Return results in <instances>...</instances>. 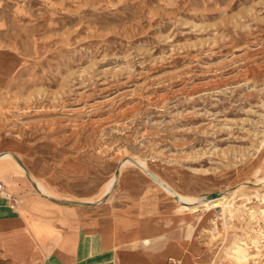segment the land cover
<instances>
[{
  "label": "rangeland",
  "instance_id": "rangeland-1",
  "mask_svg": "<svg viewBox=\"0 0 264 264\" xmlns=\"http://www.w3.org/2000/svg\"><path fill=\"white\" fill-rule=\"evenodd\" d=\"M263 139L264 0H0V152L55 195L0 161L5 264L62 248L38 212L77 225L87 205L54 199L99 198L125 157L88 211L141 213L162 234L133 242L166 247L126 264H264ZM147 171L224 204L179 211Z\"/></svg>",
  "mask_w": 264,
  "mask_h": 264
},
{
  "label": "crops",
  "instance_id": "crops-1",
  "mask_svg": "<svg viewBox=\"0 0 264 264\" xmlns=\"http://www.w3.org/2000/svg\"><path fill=\"white\" fill-rule=\"evenodd\" d=\"M88 207L90 205L84 207L87 208L85 212L79 213L80 223L77 225L68 222L55 224L50 220V222L46 221L38 212L44 222L54 227L62 226L65 237L62 248L53 247L54 241L47 239L44 245L50 250L45 251L44 257L34 264H126L133 259L134 252L139 251L140 254H144V251L162 252L166 249V247L152 249V241L147 246L142 245L141 242H133L131 237L135 235L152 237L162 234L160 227H146L141 213L139 217H133L128 210L111 209L89 212ZM18 217H0V220H14ZM133 220H140L141 223L136 225ZM120 237L124 240H119ZM7 261L8 257L3 256L0 247V264H5Z\"/></svg>",
  "mask_w": 264,
  "mask_h": 264
},
{
  "label": "bare ground",
  "instance_id": "bare-ground-1",
  "mask_svg": "<svg viewBox=\"0 0 264 264\" xmlns=\"http://www.w3.org/2000/svg\"><path fill=\"white\" fill-rule=\"evenodd\" d=\"M264 140V139H263ZM15 153L11 152V151H2L0 152V161L4 162V163H10L12 166H14L15 168H17L18 170H20L21 172L25 173L26 175L29 176L30 181L32 182V187L33 190L40 196L43 198H55V195L49 191L39 180H37V178L35 177V175L31 174V171L29 169V167L27 166V163L21 158L19 157L25 164L26 168L23 167L16 159L15 157ZM129 162V158L125 157L123 160H120L118 162L117 167L115 168L114 172L112 173V175L110 176V179L108 180V183L106 184V186L104 187L103 193L102 195L99 196V198H90L88 200H74V201H79V202H86V203H93V204H99L101 202V200L103 199V197L106 194H110L114 187L117 184V181L119 179V175H116V170L119 169V171L121 170V168ZM139 162L143 165V167L146 169L145 166H147L146 162H142L141 160H139ZM160 182H162L164 185V187L166 188V190L171 193L174 194L177 197V200L179 201V206H178V210L179 211H185L186 209H189V211H193L196 210V208L198 206H206L208 208L211 207V204L214 206H220L222 204H224V199L225 196H218L215 199H211L208 201H203V199L201 197H188V196H184L181 193H178L175 189H173L166 181H164L163 179H161L158 175H156ZM57 199H62V198H57ZM243 203V202H242ZM199 204V205H198ZM192 205V206H191ZM239 208V207H238ZM225 210V209H224ZM251 210V209H250ZM262 211V210H261ZM222 214V213H221ZM264 214V213H263ZM236 245V244H235ZM237 246V245H236ZM241 246V245H239ZM238 246V247H239ZM234 247V246H233ZM231 250V249H230ZM240 250L239 248H234L233 254H238ZM238 252V253H237ZM242 252V250L240 251V253ZM246 252V251H245ZM242 255V254H241ZM247 255V254H246ZM237 256V255H235ZM246 257V256H245ZM238 258V257H236ZM243 258H244V252H243ZM237 260V259H236Z\"/></svg>",
  "mask_w": 264,
  "mask_h": 264
},
{
  "label": "water",
  "instance_id": "water-1",
  "mask_svg": "<svg viewBox=\"0 0 264 264\" xmlns=\"http://www.w3.org/2000/svg\"><path fill=\"white\" fill-rule=\"evenodd\" d=\"M17 161L26 168L24 162L17 156L15 155ZM148 175H150L154 180H156L157 182L161 183V185H164L162 182H160L159 178L151 171H147ZM116 175H119V169L116 170ZM221 194V193H220ZM106 194L103 199L107 198ZM57 203H61V204H80V205H92L93 203H86V202H79V201H74V200H68V199H54Z\"/></svg>",
  "mask_w": 264,
  "mask_h": 264
},
{
  "label": "built area",
  "instance_id": "built-area-1",
  "mask_svg": "<svg viewBox=\"0 0 264 264\" xmlns=\"http://www.w3.org/2000/svg\"><path fill=\"white\" fill-rule=\"evenodd\" d=\"M0 192L2 193L3 196L9 195L8 191H6V189L3 188L2 185H0Z\"/></svg>",
  "mask_w": 264,
  "mask_h": 264
}]
</instances>
